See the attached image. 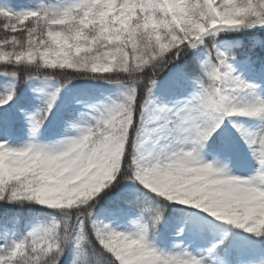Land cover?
I'll use <instances>...</instances> for the list:
<instances>
[{"label": "snow or ice", "instance_id": "obj_1", "mask_svg": "<svg viewBox=\"0 0 264 264\" xmlns=\"http://www.w3.org/2000/svg\"><path fill=\"white\" fill-rule=\"evenodd\" d=\"M0 76V264H264V0L2 2Z\"/></svg>", "mask_w": 264, "mask_h": 264}, {"label": "rangeland", "instance_id": "obj_2", "mask_svg": "<svg viewBox=\"0 0 264 264\" xmlns=\"http://www.w3.org/2000/svg\"><path fill=\"white\" fill-rule=\"evenodd\" d=\"M8 78L0 76V84L4 88L8 84ZM104 87V85L101 82H95V81H82V82H74L70 86V90L62 91L60 99L58 100L53 113L49 116L48 120L45 122L44 126L39 130L38 133H36L35 139L41 143L51 144L56 142L59 139H62L65 135L66 130V123H65V116L67 112L66 105L68 104L69 99L77 95L81 90L87 92L89 95L94 94V90ZM22 92L24 95H26L28 98H38L42 96L45 92L51 91V88L49 87L48 82L44 81H32L28 84H25L22 87ZM33 89H38L39 91H33ZM78 98L80 99H87V96L84 95H78ZM39 99V98H38ZM75 108H79V105H72ZM227 125V121L225 122ZM27 127L23 130V135L21 137L16 138L12 143L15 145H21L25 142H27L31 136V133L29 131V126L26 123ZM233 138L237 141H239L238 134L235 133L233 129H231V125H227ZM214 153L211 151H207L205 153L206 159L212 160ZM233 171H237L235 168H233ZM161 236H169L170 233H167L166 231H162L159 233ZM159 238V237H158ZM183 238V237H181ZM216 238H219V232L216 233ZM213 236L211 232H206V239L202 242L204 244H207L209 240H212ZM187 243V241H185Z\"/></svg>", "mask_w": 264, "mask_h": 264}, {"label": "trees", "instance_id": "obj_3", "mask_svg": "<svg viewBox=\"0 0 264 264\" xmlns=\"http://www.w3.org/2000/svg\"><path fill=\"white\" fill-rule=\"evenodd\" d=\"M2 2H9L13 5H29L35 2V0H0V3ZM230 38V37H225ZM74 82H82V81H73ZM25 84L19 85L20 88V96L18 97L17 100V106L13 107L11 109V111L15 114V118H16V123H15V127L13 129V135H12V140L11 142H13L16 138L21 137L23 135V130L27 127L26 122L24 121L23 117L19 114V112L17 111V108L23 104L28 112H33L35 111L38 107H40V99L35 98H28L26 95L23 94L22 92V87ZM4 88L1 86L0 84V91H2ZM0 111H3L2 109H0ZM153 206H155V204H153ZM3 205H0V210H3ZM29 207L31 206H22V210H27ZM183 206L181 205H175L176 209L182 208ZM164 215L166 218L169 217H173L178 215L177 212L173 211V208L171 206H165V210H164ZM162 231H166L167 233H171L172 231H174L173 228L169 227V225L165 222H162L161 225L158 226L157 228V232L160 233Z\"/></svg>", "mask_w": 264, "mask_h": 264}]
</instances>
